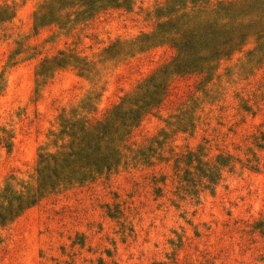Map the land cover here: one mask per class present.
Returning a JSON list of instances; mask_svg holds the SVG:
<instances>
[{
    "label": "rangeland",
    "instance_id": "1",
    "mask_svg": "<svg viewBox=\"0 0 264 264\" xmlns=\"http://www.w3.org/2000/svg\"><path fill=\"white\" fill-rule=\"evenodd\" d=\"M0 182V264H264V0H0Z\"/></svg>",
    "mask_w": 264,
    "mask_h": 264
},
{
    "label": "trees",
    "instance_id": "2",
    "mask_svg": "<svg viewBox=\"0 0 264 264\" xmlns=\"http://www.w3.org/2000/svg\"><path fill=\"white\" fill-rule=\"evenodd\" d=\"M176 34L180 36L175 38V45L181 55H183L180 64L182 65V63H185L184 67L189 68L191 66L197 67L195 64L200 60V58L196 59L199 55L198 48L200 42L205 38H208L206 28L199 25H193L184 28L182 33L178 31Z\"/></svg>",
    "mask_w": 264,
    "mask_h": 264
},
{
    "label": "clouds",
    "instance_id": "3",
    "mask_svg": "<svg viewBox=\"0 0 264 264\" xmlns=\"http://www.w3.org/2000/svg\"><path fill=\"white\" fill-rule=\"evenodd\" d=\"M261 13L254 11L250 12L244 18V22L247 23L252 20H256L260 18ZM28 192L26 188L19 185H13L11 188L5 187V185L0 182V204L7 205L8 199L12 196H27Z\"/></svg>",
    "mask_w": 264,
    "mask_h": 264
}]
</instances>
